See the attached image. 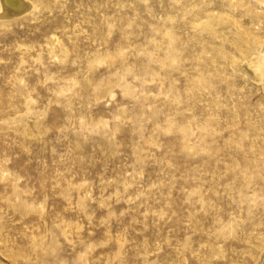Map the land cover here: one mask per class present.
I'll return each mask as SVG.
<instances>
[{"label":"rangeland","instance_id":"obj_1","mask_svg":"<svg viewBox=\"0 0 264 264\" xmlns=\"http://www.w3.org/2000/svg\"><path fill=\"white\" fill-rule=\"evenodd\" d=\"M20 1L0 264H264V0Z\"/></svg>","mask_w":264,"mask_h":264},{"label":"bare ground","instance_id":"obj_2","mask_svg":"<svg viewBox=\"0 0 264 264\" xmlns=\"http://www.w3.org/2000/svg\"><path fill=\"white\" fill-rule=\"evenodd\" d=\"M3 6L13 7V8H20V2L18 0H1Z\"/></svg>","mask_w":264,"mask_h":264}]
</instances>
